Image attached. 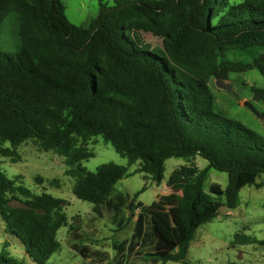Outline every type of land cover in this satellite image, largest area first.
Listing matches in <instances>:
<instances>
[{
    "label": "trees",
    "instance_id": "16d2710c",
    "mask_svg": "<svg viewBox=\"0 0 264 264\" xmlns=\"http://www.w3.org/2000/svg\"><path fill=\"white\" fill-rule=\"evenodd\" d=\"M99 5V15L83 27L69 21L61 0H0V36L10 30L16 46L14 55L0 48V155L16 163L18 148L31 141L38 151L63 157L65 175L75 180L73 194L92 203L97 217L112 204L116 184L132 175L130 166L139 163L135 173L159 186L167 160L205 159L208 165L195 176L175 185L168 181L180 191L174 208L159 203L147 208L149 235L143 213L133 234L142 242L152 237L153 251L146 256L186 263L196 231L223 206L235 209L242 188L262 186L257 179L264 175V136L215 111L210 81L253 68L264 77V0L236 5L230 0H112V5L99 0ZM188 32L213 44L214 52L186 71L172 58ZM145 33L162 45L146 42ZM229 52L240 59L230 61ZM252 92L253 100L264 104V89ZM99 137L128 166L110 162L89 171L83 162L94 157L89 142ZM212 169L226 173L228 185L213 184L207 193ZM146 189L130 198L131 211ZM14 201L22 206H13ZM66 205L46 192L34 194L0 167L6 233L20 241L34 263L46 264L59 251L57 233L69 225ZM75 230L69 227L70 247L89 260L90 248L76 243ZM3 245L8 247L6 241ZM98 261L90 264L107 262ZM0 264L23 263L5 250Z\"/></svg>",
    "mask_w": 264,
    "mask_h": 264
},
{
    "label": "rangeland",
    "instance_id": "374dc122",
    "mask_svg": "<svg viewBox=\"0 0 264 264\" xmlns=\"http://www.w3.org/2000/svg\"><path fill=\"white\" fill-rule=\"evenodd\" d=\"M65 6V14L70 22L75 25L87 27L91 20L100 13L99 0H61ZM243 0H230L231 5L241 3ZM112 5V0H104ZM146 42L160 47L162 41L150 33L144 34ZM0 48L14 55L16 46L10 30L0 36ZM214 52V46L205 42L192 33H186L178 45V51L172 61L180 68L189 71L190 66L196 61L203 60ZM230 61L240 57L227 53ZM219 79L212 78L210 87L215 97V111L227 118L238 121L264 136V121L257 117L243 102L249 101L261 114L264 104L253 100L252 88L264 89V77L256 69L243 72H229L226 82L229 90L217 86ZM9 146V144H7ZM94 157L83 162L91 172L106 163L113 162L118 165L128 166V160L121 157L111 144H106L101 137L89 142ZM20 160L13 163L10 158L0 155V167L10 179H16L18 184L30 189L34 194L44 192L53 197L64 199L67 205L64 211L69 219V225L62 227L57 238L60 249L46 264H90L91 259L107 260L106 263L114 264H264V175L257 179L261 187L246 186L239 193L238 206L229 209L223 206L216 218L202 225L195 233L192 240L186 263L161 260L146 256L153 251L152 237L135 239L136 221L143 213L146 219V233L149 235L150 215L147 208L153 202L159 203L164 209L174 208L177 204L180 191L171 185L184 182L203 170L208 162L201 157L189 159L171 158L166 161L165 180L161 185H156L143 173H135L139 163L129 167L131 176L119 181L111 193V205L103 207L101 216L93 212L94 205L87 201L79 200L73 194L75 180L65 175L67 166L63 157L52 151L40 152L31 142H26L18 148ZM36 177H42L43 183H38ZM54 179L59 180V185H52ZM219 184L223 189L228 185V175L217 170H210L205 182V191L210 193V187ZM144 186L146 191L135 201L136 208L131 211L130 198ZM119 193L120 198L119 200ZM214 199L225 202V197L214 196ZM141 201V202H140ZM147 206L139 208V203ZM13 206H22V201L12 202ZM77 227L74 234L79 236L76 243L81 247L87 245L90 259L83 257L70 247V226ZM5 223L0 215V252L7 250L23 264H36L25 253L20 241L6 233ZM240 237H239V236ZM248 237L244 243L242 236ZM238 236V237H237ZM8 243L5 248L4 242ZM124 243V244H122ZM120 246V249L116 247ZM118 253V254H117ZM94 254V255H93ZM96 256V257H94ZM155 259V260H154ZM105 263V264H106Z\"/></svg>",
    "mask_w": 264,
    "mask_h": 264
},
{
    "label": "water",
    "instance_id": "95a60500",
    "mask_svg": "<svg viewBox=\"0 0 264 264\" xmlns=\"http://www.w3.org/2000/svg\"><path fill=\"white\" fill-rule=\"evenodd\" d=\"M217 86L221 89H225V90H229L230 89V85H228L226 82H224L222 79H219L217 81ZM244 106L248 107L253 113H255L257 115V117L263 119L264 121V118L261 116V114L255 109V107L253 106L252 103H250L249 101H246L243 103ZM106 264H114V263H111V262H108Z\"/></svg>",
    "mask_w": 264,
    "mask_h": 264
},
{
    "label": "crops",
    "instance_id": "0c3cea01",
    "mask_svg": "<svg viewBox=\"0 0 264 264\" xmlns=\"http://www.w3.org/2000/svg\"><path fill=\"white\" fill-rule=\"evenodd\" d=\"M243 103H244V102H243ZM263 134H264V129H263ZM120 181H121V180H120ZM120 194H121V193H119V197H122V196H120ZM140 202H141V201H140ZM142 203H143V202H142ZM153 203H155V202H153ZM143 205H144V206H147V205L144 204V203H143Z\"/></svg>",
    "mask_w": 264,
    "mask_h": 264
}]
</instances>
